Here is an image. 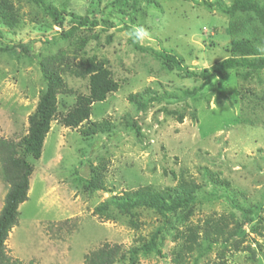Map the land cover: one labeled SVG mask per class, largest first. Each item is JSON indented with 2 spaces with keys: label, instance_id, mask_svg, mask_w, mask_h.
<instances>
[{
  "label": "rangeland",
  "instance_id": "1",
  "mask_svg": "<svg viewBox=\"0 0 264 264\" xmlns=\"http://www.w3.org/2000/svg\"><path fill=\"white\" fill-rule=\"evenodd\" d=\"M44 2L97 26L68 35V19L58 26L29 0H0V12L10 4L14 15L10 22L0 16V137L17 143L28 134L45 89L41 66L62 81L41 157H26L28 199L7 255L21 264H84L108 244L121 248L114 264H130L129 250L160 229L155 248L138 253L136 264H264V69L229 70L193 98L170 103L201 81L138 51L124 29L146 27L151 37L140 47L173 54L200 73L231 57L236 39L264 58V26L251 13L226 14L233 0ZM28 41L31 52L16 48ZM94 67L119 89L92 104L79 128H65L60 119L87 95ZM93 124L97 133L84 136ZM90 176L99 189L88 186ZM141 188L168 202L186 195L200 202L166 217L111 202ZM7 189L0 170V209ZM236 207L253 211L249 223Z\"/></svg>",
  "mask_w": 264,
  "mask_h": 264
},
{
  "label": "trees",
  "instance_id": "2",
  "mask_svg": "<svg viewBox=\"0 0 264 264\" xmlns=\"http://www.w3.org/2000/svg\"><path fill=\"white\" fill-rule=\"evenodd\" d=\"M29 1L41 9L58 26H62L68 19V22L73 24L68 35H71L80 28L97 26L95 20H90L86 16L65 15V13L47 5L44 0ZM223 11L231 16L236 13H251L264 26V7L257 4L256 0H233L232 4ZM9 14L14 16L11 12L10 4H4L0 16L4 21L10 22L11 18ZM124 29L131 30L129 27H124ZM0 39H2L1 33ZM33 45V41H28L27 43L16 45V48L24 53H29L33 50ZM134 46L138 51L149 53L159 59L163 64L172 68L184 78L201 81L200 86L192 88L190 91H184L181 97H170V103H178L182 100L193 98L205 85L216 78H221L229 70L251 69L258 71L264 69V58L259 55L254 44L245 39L232 41L229 48L231 57L222 60L212 72L203 70L200 73L190 71L183 65L182 60L173 54L154 52L140 47L138 43H134ZM40 70L45 81V89L39 95L35 112L29 120L28 134L17 143L0 137V170L3 182L8 185L0 209V264H21L7 255L5 242L10 231L17 224L19 205L28 199L29 178L33 173V167L27 162L26 157L30 156L34 160H39L41 157L43 143L50 129V122L53 120L55 114L56 90L61 86L62 82L58 75L45 69L43 66H41ZM118 89L119 85L112 80L108 71L101 67L92 68L88 77L87 95H78L76 106L60 119L61 124L65 128H79L89 120L92 104L104 102L109 94L117 92ZM96 133L97 125L93 124L92 128L84 132L83 135L90 136ZM87 184L95 190L100 188L94 176H90L87 179ZM210 198H213V195ZM203 200L206 201L207 199ZM111 202L118 208H126L127 210L140 207L152 209L159 215L166 217L168 213H173L182 207L184 208L200 201H197L191 195H186L183 198L168 202L161 194L154 192L150 188H141L122 197H114L111 199ZM236 209L242 212V224L249 223L253 211L239 207H236ZM159 232L160 229H156L148 242L129 250L128 261L130 264H136L138 253L142 251L148 252L155 248ZM120 257V246L105 244L92 251L86 257L84 264H114Z\"/></svg>",
  "mask_w": 264,
  "mask_h": 264
},
{
  "label": "clouds",
  "instance_id": "3",
  "mask_svg": "<svg viewBox=\"0 0 264 264\" xmlns=\"http://www.w3.org/2000/svg\"><path fill=\"white\" fill-rule=\"evenodd\" d=\"M128 35L136 43H144L146 40L150 39L151 37V33L148 31V29L142 25L132 26ZM260 51L264 52V48L260 49Z\"/></svg>",
  "mask_w": 264,
  "mask_h": 264
}]
</instances>
